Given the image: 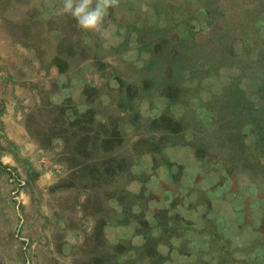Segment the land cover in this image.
<instances>
[{"label":"rangeland","instance_id":"obj_1","mask_svg":"<svg viewBox=\"0 0 264 264\" xmlns=\"http://www.w3.org/2000/svg\"><path fill=\"white\" fill-rule=\"evenodd\" d=\"M158 1L113 0L85 31L58 13L62 0H0V264H264V170L233 163L211 111L234 77L252 95L261 72L221 66L189 107L143 92V32L171 24ZM224 2L235 53L247 20L250 46H264V12L245 14L258 1ZM177 3L203 0L163 2ZM199 10L188 25L204 27ZM185 14L169 39L183 35ZM202 139L227 164L198 158Z\"/></svg>","mask_w":264,"mask_h":264},{"label":"trees","instance_id":"obj_2","mask_svg":"<svg viewBox=\"0 0 264 264\" xmlns=\"http://www.w3.org/2000/svg\"><path fill=\"white\" fill-rule=\"evenodd\" d=\"M164 1L159 0L157 5L161 6V9L165 10L167 17L170 18V26L147 29L143 34L146 35L148 32V38L142 40L141 37V47L149 54L148 67L151 68V78L149 79L152 82L149 83L150 87L142 88V91H158L159 96L168 99L169 105L174 103L189 107L191 98L197 94L200 80L221 66L232 65L240 69L251 67L255 72H261L256 88L250 91L253 92L252 95L251 93L247 95L249 91L246 92L242 86L240 77H234L228 86H225L222 92L214 98L213 107L210 110L213 113L214 129L218 133V137H215L217 145L220 144L222 146L220 148L227 147L226 153L232 158L234 154L238 153L233 163L239 164L240 161H243L245 165L256 168L253 170H264V46L261 45L258 48L254 43L250 46L251 36L247 20V23L236 25L242 29L240 34H235L242 41V51L239 55L235 53L233 49L235 38L232 35L233 30L224 2L232 0H203L200 6L192 7V10L187 9L183 3H177L178 12L186 11L180 20L186 27L182 36L169 39L167 35L177 26L178 12L176 8L171 11L167 10L164 7ZM255 1H258L260 7L245 13L249 16L250 21H253L258 13L264 12V0ZM198 9L204 14L205 25L203 28L188 25L191 19L197 18ZM206 29L208 31L204 33L203 31ZM160 36L166 37L163 40L165 42L163 49L156 44V39ZM252 51L255 52V60L247 62L245 59L249 58ZM192 81H195V85L190 87ZM166 110L172 121L183 123V116H175L172 111ZM75 125L68 123L69 127H75ZM246 129L247 131L244 133ZM65 130L67 134L71 133L70 129L66 128ZM247 134L251 135L248 146L244 143V137ZM193 141L191 140V142ZM209 142L211 141L208 139H202L200 145L195 146L198 158L205 163L208 160H216L227 164L223 154L218 152L215 154L213 149L217 146L210 145ZM73 150H78L76 144ZM250 177L258 186L259 180L253 175ZM261 241L264 252V235L261 236Z\"/></svg>","mask_w":264,"mask_h":264},{"label":"clouds","instance_id":"obj_3","mask_svg":"<svg viewBox=\"0 0 264 264\" xmlns=\"http://www.w3.org/2000/svg\"><path fill=\"white\" fill-rule=\"evenodd\" d=\"M113 0H62L60 15L73 18L81 30H97L101 27Z\"/></svg>","mask_w":264,"mask_h":264}]
</instances>
